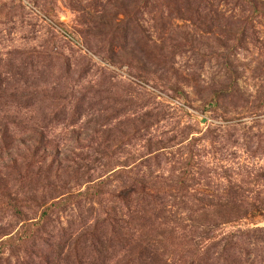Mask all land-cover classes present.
Segmentation results:
<instances>
[{
  "label": "rangeland",
  "instance_id": "1",
  "mask_svg": "<svg viewBox=\"0 0 264 264\" xmlns=\"http://www.w3.org/2000/svg\"><path fill=\"white\" fill-rule=\"evenodd\" d=\"M0 264H264V0H0Z\"/></svg>",
  "mask_w": 264,
  "mask_h": 264
}]
</instances>
